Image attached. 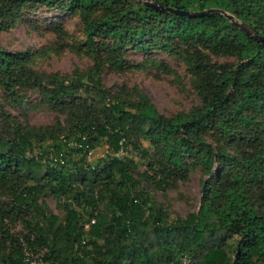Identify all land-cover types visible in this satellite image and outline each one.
<instances>
[{"label": "trees", "instance_id": "1", "mask_svg": "<svg viewBox=\"0 0 264 264\" xmlns=\"http://www.w3.org/2000/svg\"><path fill=\"white\" fill-rule=\"evenodd\" d=\"M147 2L157 7L0 0V32L25 9L77 17L76 47L91 61L70 74L40 73L30 49L0 46V88L15 100L19 90L36 91L52 112L50 124L1 126L0 264H32L37 251L40 264H264V41L254 38L264 37V0ZM126 50L182 63L199 103L167 116L136 87H105V69L141 68ZM147 62L175 76L162 61ZM101 140L110 152L93 157ZM196 168L198 210L172 215L151 191ZM49 196L61 214L50 212Z\"/></svg>", "mask_w": 264, "mask_h": 264}, {"label": "rangeland", "instance_id": "2", "mask_svg": "<svg viewBox=\"0 0 264 264\" xmlns=\"http://www.w3.org/2000/svg\"><path fill=\"white\" fill-rule=\"evenodd\" d=\"M50 24L59 29L53 31ZM81 41L80 26L77 17L58 13L45 8L25 9L14 27L0 32V46L7 51H22L30 49L31 67L40 73H68L74 69H86L91 66L87 56L81 54L76 43ZM126 59L139 63L141 68L123 74L114 73L105 69L102 73V82L112 91L122 86L141 90L153 103L156 109L167 116L187 112L199 103V98L191 86L186 67L159 52L145 53L143 51L126 50ZM155 59L167 64L175 72V76L156 69L147 61ZM223 62L222 57L213 58ZM17 100L8 96L0 88V129L4 123L15 119L21 124L39 126L52 123V112L43 104L36 91L19 90ZM19 100H22L19 103ZM142 145L149 148L146 141ZM110 152L105 140L96 144L93 157H102ZM127 157L139 163L138 172L145 171L138 155L129 148ZM202 174L198 168L190 171L185 182H174L166 191L152 190L155 199L162 203L172 215L185 216L187 213L198 210L201 196ZM48 209L53 214H61V208L53 197L44 199ZM103 201H99L98 209L102 210ZM13 230L21 232L22 224L16 223ZM41 251L30 252L32 264H40Z\"/></svg>", "mask_w": 264, "mask_h": 264}, {"label": "water", "instance_id": "3", "mask_svg": "<svg viewBox=\"0 0 264 264\" xmlns=\"http://www.w3.org/2000/svg\"><path fill=\"white\" fill-rule=\"evenodd\" d=\"M145 1V3L147 4V5H149V6H152V7H157L154 3H149V2H147V0H144ZM170 11H172V12H176V13H180V14H184V15H190V14H192V13H190V12H186V11H174V10H170ZM194 14V13H193ZM228 18L229 19H231V16H228ZM242 29L244 30V31H246L248 34H249V32L242 26ZM254 38H256V39H258V40H260V41H264V37H259V36H257V35H254Z\"/></svg>", "mask_w": 264, "mask_h": 264}, {"label": "built area", "instance_id": "4", "mask_svg": "<svg viewBox=\"0 0 264 264\" xmlns=\"http://www.w3.org/2000/svg\"><path fill=\"white\" fill-rule=\"evenodd\" d=\"M121 155V152L119 153ZM94 221L91 220L90 223H86L85 228H88L90 224H92Z\"/></svg>", "mask_w": 264, "mask_h": 264}]
</instances>
